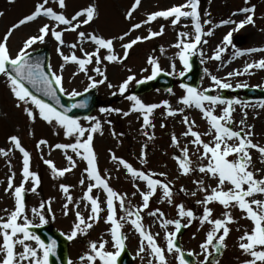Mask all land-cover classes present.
Listing matches in <instances>:
<instances>
[{"label": "snow or ice", "instance_id": "1", "mask_svg": "<svg viewBox=\"0 0 264 264\" xmlns=\"http://www.w3.org/2000/svg\"><path fill=\"white\" fill-rule=\"evenodd\" d=\"M58 8L49 6L50 0H39L35 4L34 10L13 24L5 33L3 38H0V75L6 78L7 86L16 100V107L21 108L27 115L29 120L35 121L37 116L45 121L48 125L57 129L56 135L63 132L65 138H69V143H57L55 149L63 150L68 167L57 168L52 160H45L53 174V177H63L66 173L71 172L77 162L72 155H68V150L81 160L86 162L84 173H86L88 184L86 191L80 201H75V221L66 238L68 241L75 240L78 236H87L89 230L94 225L98 224L101 219V213L105 211L101 207L100 197L93 194L94 189L102 190L106 194L107 215L104 223L109 225L105 234H101L98 240L88 242L87 250L78 258V264H117L121 253L125 251L127 236L122 229L125 222L131 224L134 230L140 236L139 253L148 252L150 257L154 258L155 264H169L167 254L175 256L178 264H193L186 258V253L177 244V236L182 228L190 226L193 221L198 220L201 227L205 224L210 225L206 232L204 241L199 245L201 252L196 254L192 251L187 253V256L202 255L203 259L199 264H220L219 259H210L214 255L221 254V250L227 248V238L232 232V225L239 223V219L249 221V225L243 229V234L238 237V247L245 255L241 264H264V169H256L253 163L252 151L255 150L260 157V163L264 164V146L254 143V133L251 131L252 126L245 125L247 113H244V118L239 121L240 127H236L233 113L235 112L234 105L241 104L239 99H226L221 95H211V91L215 89H232L233 84L228 82V78L234 75L250 74L251 69L264 70V58H261L252 63H247L243 72H229L225 79L218 78L215 75L208 73V69H204L205 73L210 75L214 88L200 89L186 83H182L180 87L185 90L178 103L183 104L187 108H196L202 118L206 120L209 128L205 133H201L196 128L195 120H189L187 116L183 117V123L187 125L186 131L182 133L184 137H192L190 143L197 148L198 157L194 162L189 151V147L185 145L181 149L182 155L174 156L177 162L178 169L181 175L189 176L194 173L200 174L198 179L193 180L198 192L203 193V198L197 200L196 203L202 207V215L197 214L186 207L184 203L176 204L177 218H163L164 213L159 209L149 211L148 215L161 219L160 227L165 230L164 239L166 248L161 247L157 241L159 233L153 234L149 228L143 224V216L141 213L149 208V203L152 197L160 189L163 192V199L169 204H173V182L167 180V173H156L149 169H139L134 167L132 163L122 157L112 154V159L119 165H122L127 173L135 180L144 182L146 187L141 189L138 184H135L136 192L140 194L142 203L139 207L133 209L130 205L125 206L128 199L127 193L118 192L110 185L111 176L104 170V174L98 164V157L94 147V136L96 133L103 132V127L100 119L96 116L87 115L79 117L73 114V109H85L88 107V102L85 99L75 100L76 97L83 95L80 91L73 89L71 92L64 87L63 71L66 64L72 63L77 65V71L73 75L84 73L88 78V85L84 89L87 93L90 89H95L99 85H103L108 81L106 74V66L102 70L101 65L104 61L109 63H123L129 56V51L134 45L143 40H148L153 37L162 35L164 27L161 26L160 31H152L149 29L147 36H137L128 43H122L123 56L115 51L114 42L116 40L124 41L125 37L129 36L132 31L140 29L143 25L150 24L157 18L169 19L173 26L178 25L182 18L191 20V33L181 31L178 33L177 42L173 45L178 52L176 56L183 66V71L178 75L184 77L192 68V56L199 54L204 55L199 46L208 41L202 39L203 36H211V30L205 32L203 24L211 25L210 20H201L200 0H184V3L173 5L165 10L154 11L147 14L146 19L131 26L129 31L124 32L120 36L105 37L95 32L86 33L78 31L82 26L91 24L99 16L98 7L95 3H91L80 10L76 11L70 18L63 11L66 9V0H52ZM249 0H245L247 4ZM141 5V0H134L131 8L126 13V18L131 19L133 13ZM244 13L245 18L239 22L225 19L221 20L219 25L235 24V28L229 31L222 41V45H218L209 59L220 60L221 54L227 51L226 46L232 45V37L234 31H239L246 25L254 24L255 6L244 7L238 10ZM3 15V13H0ZM210 15V13L208 14ZM232 15H237L233 12ZM47 18L52 23H44L38 29V34L31 35L25 39L22 46L13 54L9 45L10 37L15 29L33 22L38 18ZM61 25L64 27L61 29ZM185 28L189 25H184ZM72 31L78 33V42L81 44L80 51L82 56L76 55L77 43L68 45L71 51L69 55H65L60 47L57 52L61 56L63 63L59 66V73L52 70L50 63L47 65L39 56H34V45L44 43L45 38L51 34L58 42V45L63 46L65 41L63 36L65 32ZM90 41L95 47L93 51H85L83 43ZM235 47L234 45H232ZM106 50L107 55L101 56V51ZM161 51H164L161 48ZM247 53H264V48H250ZM245 55V51L237 49L234 53L235 57ZM95 63L92 71L96 73L100 79L88 74V66ZM147 63L151 66V75L144 79L137 80L134 74L128 75L118 86L120 95L128 91L129 85L135 81L137 84L144 83L145 80H154L164 71L159 61L156 58L149 57ZM203 63V60L201 61ZM131 72V69L128 70ZM141 71H147L142 69ZM168 75H176V63H171V71ZM108 87L114 85L108 83ZM236 88L248 87L247 84H236ZM172 93V89H167ZM60 93L71 97L75 102L65 105L61 102ZM116 93H113L115 95ZM47 98V99H45ZM132 102L128 112H123L127 116L130 112H139L143 116V127H155L152 124L150 116L154 110L165 107L168 116H174L178 112L183 113L184 108L173 109L168 100L162 101V104H146L139 96L133 94L126 97ZM217 106L220 108L217 114ZM264 106V105H262ZM101 113H121L120 108L102 107L99 109ZM83 121H87L85 126ZM111 124V121H107ZM164 125H161L163 127ZM247 127V131L245 128ZM34 134V133H30ZM115 134V133H114ZM144 135L148 136L145 130ZM209 136L210 140H205L203 137ZM148 138L154 139L153 136ZM9 141L12 146L19 150L23 157L22 181L18 186H14L15 173L8 178L6 192L11 191L14 199V207L12 210L4 209L7 216H0V264H50V257L55 256L57 252V241L52 239L46 243L40 235L36 234L32 229L39 228L48 223V220L43 214L45 205L47 211L51 212V200L41 202L39 208L31 209L34 216L39 217V224H35L27 215V205L25 200V184L31 180L33 187L31 191L36 192L37 187L41 183L40 176L30 169L31 153L23 146L21 138L17 135H11ZM172 144L179 148L180 142L172 135ZM42 145H48L46 139H41L36 147L39 149ZM147 145L144 146L146 148ZM141 150L140 162L146 164L147 153ZM8 151H11L9 149ZM8 151L0 148V154L7 156ZM156 177H164L159 179ZM204 177L215 182L206 184ZM80 185L85 184V179L81 178ZM70 185H60L62 192L66 196V203L63 205L64 214L69 213V205L73 204V197L70 195ZM182 192L186 190L182 187ZM197 191L191 193L196 196ZM81 201H86L85 207L90 204V214L85 218L84 214L79 210ZM117 202L119 209L125 215L117 216ZM213 205H219L223 211L219 216H214ZM239 211L242 215L239 219L234 215V211ZM54 219V217H53ZM186 220V223L182 221ZM169 226H174L172 231H168ZM199 230V229H198ZM240 231L239 228L236 229ZM110 236L111 245L114 250H109V240L104 236ZM17 245L22 247V251H17ZM67 264H74L72 260H68ZM149 264H153V260H149Z\"/></svg>", "mask_w": 264, "mask_h": 264}, {"label": "rangeland", "instance_id": "2", "mask_svg": "<svg viewBox=\"0 0 264 264\" xmlns=\"http://www.w3.org/2000/svg\"><path fill=\"white\" fill-rule=\"evenodd\" d=\"M39 0H0V38H3L7 30L15 23H17L24 16L30 14L34 10V6ZM91 3H95L98 7L99 16L91 24L82 26L78 31H84L86 33L95 32L105 37L120 36L124 32L129 31L131 26L135 23H139L146 19L147 14L165 10L173 5L184 3V0H141V5L133 13L131 19L126 18L127 11L131 8L134 0H66L67 7L63 11L70 18L76 11L80 10ZM255 6L254 24L246 25L239 31L233 32L232 45H227V51L221 54L220 60L209 59L213 55L216 47L222 45L223 37L231 30L235 28V24L220 25L221 20L231 19L239 22L245 18L244 13H240L238 10L244 7ZM49 6L58 8V6L50 0ZM200 12L202 24L205 20H210L212 23L203 24L205 32L211 30V36H203L202 39L207 40L206 44L199 46L202 49L204 55L196 54L198 62L202 67V75L200 77V84L198 88H214L211 82V75L215 74V67L219 63L228 61L237 66L236 71L243 72V69L247 63H252L261 58H264V53H252L235 57L234 53L237 49L246 51L250 48H264V0H249L245 4V0H200ZM233 12H237V15H232ZM210 13V15H208ZM44 23L51 24L47 18L41 17L33 22H29L25 25L15 29L9 40V45L13 54L22 46V43L31 35L38 34V29ZM184 25H189L185 28ZM161 26L164 27L162 35L153 37L148 40L138 42L129 51V56L123 63H109L104 61L101 65L102 70L106 66V74L108 81L99 85L96 89L99 105L91 113L92 116H96L100 119L103 127V132L96 133L94 136V147L98 157V164L104 174V170H107V174L111 176L110 185L118 192L127 193L128 199L125 202V206L129 205L135 209L142 203L140 194L137 192L135 196L132 195L136 192L135 184H138L141 189L146 187L144 182L133 179L122 165H119L112 159L114 153L118 157H122L128 162L132 163L134 167L139 169H149L156 173H167V180L173 182V204H169L163 199L162 190L158 189L154 197L151 198L149 208L145 209L141 215L143 216V224L146 228H149L153 234L159 233L157 241L161 247L166 248V241L164 239L165 230L160 227L161 219H175L177 218L176 204L184 203L186 207L191 208L197 216L202 215V207L196 203L197 200L203 198V193L198 192L196 185L193 184V180L198 179L200 174L194 173L189 176H183L180 174L178 165L174 156L182 155L181 149L187 145L189 147L190 155L195 162L198 157L196 146L190 143L192 137H184L182 133L186 131L187 125L183 123V117L187 116L189 120H195V130L205 133L208 131V124L206 120L202 118L201 112L196 108H187L183 104L178 103L180 98L185 95V90L180 87L178 73L183 71V66L179 61L176 53L178 49L173 47L177 42L178 33L181 31H187L191 33L193 31L191 27V20L182 18L178 25L173 26L171 18H157L150 24L143 25L140 29L132 31L129 36L125 37L124 41L116 40L114 42L115 51L117 54L123 56L122 43H128L130 40L135 39L137 36H147L149 29L159 32ZM61 29L64 27L60 26ZM252 31V37L248 38L249 32ZM242 36L243 41L241 44H237L235 39L237 36ZM63 39L65 44L63 46L58 45V42L54 37L49 34L45 38L44 43H37L33 46L35 50L47 47L50 51V64L53 71L59 73V66L63 63V60L57 48L64 52L65 55H69L72 49L68 45L77 43L76 55L82 56L80 51L81 44L78 42V33L68 31L65 32ZM85 51H93L94 45L90 41L83 43ZM161 48L164 51H161ZM107 55L106 50L101 51V56ZM156 58L162 69L165 72L171 71V63H176V75H171L175 78L176 85L172 87V93L167 90L156 89L151 92L138 95L140 99L146 104H162V101L168 100L173 109L184 108L183 113H177L174 116L167 115V109L163 106L154 110L150 116L152 124L155 127H143V116L139 112H130L129 115H123V112H128L131 108L132 102L127 100L126 97L131 95V90L135 88L136 82L133 81L128 88V91L120 95L118 92L119 84L130 74H134L137 80L144 79L146 76L151 75V66L147 63L148 58ZM203 60V63L201 61ZM241 63V64H239ZM95 67V63L88 66V74L100 79L92 68ZM131 69V72L128 70ZM147 69V71H141ZM204 69H208V73H205ZM77 71V65L69 63L65 65L63 71L64 87L71 92L73 89L77 91H84L89 81L84 73L73 75ZM228 82L233 84L232 89H215L209 94L221 95L226 99H239L242 103L234 105L235 112L233 113L234 120L236 121V127L239 128V121L244 118V113H247L245 125L252 126L251 131L254 133L253 142L264 146V113H261V103L264 104V98L254 97L247 98V88H258L264 90V70L251 69L250 74L245 73L243 75H234V78L228 79ZM108 83L114 85L109 88ZM236 84H247L248 87L236 88ZM113 93H116L113 95ZM227 94V95H226ZM258 104V107L255 104ZM16 100L12 96L7 83L6 78L0 75V148L8 151V155L0 154V216H7L4 209L9 211L14 207V199L12 192H6L8 178L15 173L14 186H18L22 177L23 157L19 150L15 149L9 137L11 135H17L21 138L23 146L31 153L30 169L36 172L41 179L40 185L37 187L35 193L31 191L33 182L29 180L25 184L27 215L29 219L33 220L35 224H39V217L34 216L31 209L33 207L39 208L41 202L51 200V212L47 211L48 205H45L44 215L48 220L49 225L53 226L63 234L67 236L70 232L72 225L75 221V201H80L84 192L86 191L88 179L84 168L86 162L76 157L71 150H68L67 154L72 155L77 162V166L69 173H66L63 177H53L50 167L44 163L45 160H52L57 168L68 167V161L66 160L63 150L55 149L54 145L57 143H69L71 140L65 138L63 132L60 131L59 135L55 132L52 126L48 125L45 121L37 116V119L33 122L29 120L27 115L23 112L22 107L17 108ZM102 107L120 108L121 113H101L99 111ZM222 106H217V114L220 112ZM111 121V124L107 123ZM85 126L88 125L87 121H83ZM161 125H164L161 127ZM148 132V136H153L154 139H149L144 135V131ZM247 131V127L245 128ZM34 133V134H30ZM115 133V134H114ZM175 134L180 142V147H174L172 144V135ZM206 141L211 137L204 136ZM41 139H46L48 145H42L39 149L36 147L37 143ZM147 145L146 148L144 146ZM147 153V163L142 164L140 162L141 150ZM253 163L256 169H264V164L260 163L259 154L252 151ZM81 178L85 179V184L80 185ZM164 179V177H156ZM206 184H212L215 182L208 177H204ZM70 185V195L73 197V204L69 205V213L66 216L64 214L63 205L67 202L66 196L62 192L60 185ZM184 188L186 192L180 191ZM197 191L196 196H192L191 193ZM94 195H98L101 201V207L105 209L101 213L100 222L89 230L87 236H78L75 240L70 241L69 245V259L78 264V258L87 250L88 242L91 240H98L101 234H105L109 228L108 224L104 223V219L107 215V208L105 204L106 194L99 189L93 190ZM86 201H81L79 210L84 214L85 218L90 214V204L85 207ZM214 216H219L223 211L219 205H213ZM159 208L165 215L163 218L153 217L148 215L149 211H154ZM125 215L123 211L119 209L117 202V216ZM234 215L239 219L242 215L238 210L234 211ZM54 217V219H53ZM186 223V220L182 221ZM249 225V221L239 219V223L232 225V232L227 238V248L222 250V253L218 257H211L210 259H219L220 264H241V262L247 258L238 247V237L243 234L245 226ZM210 225L205 224L200 226L199 221H193V223L186 227L185 233L182 235L180 244L182 249L186 252L192 251L196 254L201 252L199 245L204 241L206 232L209 230ZM239 228L240 231L236 229ZM174 226H169L168 231H172ZM199 229V230H198ZM127 236L126 245L132 256L133 264H149V260L154 258L150 257L148 252L139 253L140 236L134 230L130 223L125 222L122 229ZM105 239L109 240L108 249L114 250L111 245L110 236L105 235ZM17 251H22V247L17 245ZM169 264H178L175 256L167 254ZM195 263L199 264V261L203 259L202 255H194Z\"/></svg>", "mask_w": 264, "mask_h": 264}, {"label": "water", "instance_id": "3", "mask_svg": "<svg viewBox=\"0 0 264 264\" xmlns=\"http://www.w3.org/2000/svg\"><path fill=\"white\" fill-rule=\"evenodd\" d=\"M241 42V41H239ZM34 56H39L43 59L44 63L47 65L50 63V53L48 48H42L38 51H35ZM192 68L191 70L184 76L181 77L180 82L186 83L191 86L197 87L200 82V75H201V67L196 58L193 56L191 58ZM176 83L170 75L167 73L162 72L161 75L156 77L152 81L144 82L138 84L135 90H133V94H142L148 91L153 90L154 88H171ZM255 95H262L264 96V91L252 90ZM61 102L64 103L66 106L75 102L71 97L60 93ZM47 99V98H45ZM85 99L88 102V107L85 109H73V112L70 114L76 116H87L89 115L99 104L97 100L96 89H90L87 93H83L82 96L76 97L75 100ZM35 233L41 236L42 239L45 240L46 243L50 242L52 239L57 241V252L55 256L50 257V264H67L68 261V240L67 238L61 234L60 232L56 231L52 226H40L39 228L32 229ZM184 233V228L181 229L179 236ZM178 246H180V241L177 240ZM222 251V250H221ZM186 258L191 260L194 263V258L191 256H187ZM119 264H132L131 257L128 250L125 248V251L122 252L119 258Z\"/></svg>", "mask_w": 264, "mask_h": 264}, {"label": "bare ground", "instance_id": "4", "mask_svg": "<svg viewBox=\"0 0 264 264\" xmlns=\"http://www.w3.org/2000/svg\"><path fill=\"white\" fill-rule=\"evenodd\" d=\"M252 36H253L252 31H250L248 34V38H250ZM245 53H247V52L245 51ZM256 53H259V52H256ZM248 54H252V53H248ZM261 55H263V54L261 53ZM239 64H241V63H239ZM236 68H237V66L233 65L232 63H230L228 61H225L224 63H219L216 65L214 75L217 76L218 78L225 79L227 77V74L229 72H235ZM233 78H234V76H232L228 79L232 80ZM262 105H264V104L261 103V113H264V106H262ZM255 106L258 107V104L256 103Z\"/></svg>", "mask_w": 264, "mask_h": 264}]
</instances>
